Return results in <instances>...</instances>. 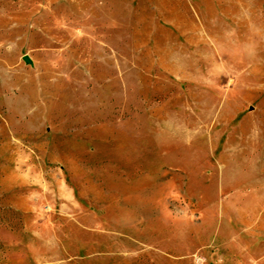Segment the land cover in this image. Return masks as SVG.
<instances>
[{
	"label": "rangeland",
	"instance_id": "obj_1",
	"mask_svg": "<svg viewBox=\"0 0 264 264\" xmlns=\"http://www.w3.org/2000/svg\"><path fill=\"white\" fill-rule=\"evenodd\" d=\"M0 264H264V0H0Z\"/></svg>",
	"mask_w": 264,
	"mask_h": 264
},
{
	"label": "water",
	"instance_id": "obj_2",
	"mask_svg": "<svg viewBox=\"0 0 264 264\" xmlns=\"http://www.w3.org/2000/svg\"><path fill=\"white\" fill-rule=\"evenodd\" d=\"M24 59H25V61L27 62V63H32V60H31V58H29V56H25L24 57Z\"/></svg>",
	"mask_w": 264,
	"mask_h": 264
}]
</instances>
